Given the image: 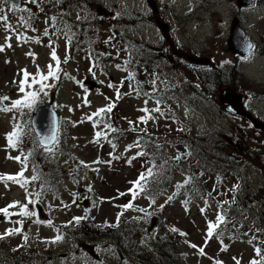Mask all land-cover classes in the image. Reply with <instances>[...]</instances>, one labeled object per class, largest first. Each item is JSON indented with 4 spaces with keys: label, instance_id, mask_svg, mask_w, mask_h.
<instances>
[{
    "label": "rangeland",
    "instance_id": "374dc122",
    "mask_svg": "<svg viewBox=\"0 0 264 264\" xmlns=\"http://www.w3.org/2000/svg\"><path fill=\"white\" fill-rule=\"evenodd\" d=\"M9 1L0 4L4 9L0 15L7 17V26L0 21V48L3 49L0 51V97H9L2 106L11 107V101L24 99L25 93L19 90L20 81L24 79L22 70L29 73L25 82V92H29L33 89L27 85L31 84L38 69L42 75H47L49 65L56 69V61L51 59L54 50L59 71L55 78L44 81L50 87L45 89L47 95H38L37 103L52 101L53 107L55 105L58 143L64 139V146L61 150L55 144L50 152L40 148L41 154L40 149L35 154L30 140L32 133L27 127V123L31 124L32 109L0 111V177L21 172L22 163L15 157L28 155L30 161V155L34 154V162L30 165L28 161L24 162L23 177L29 180L28 184L21 187L12 181L0 180V209L18 202L17 207L9 209L10 214L19 213V205H26L29 211L36 213L35 216L17 214L8 217L0 213V234L21 229L19 233L6 235L7 242H0V264H15L20 258L32 264H139V250L142 249V253L150 251L146 245L148 235L152 239V233H160V230L164 233L168 229L166 226L170 227L168 234L172 240L177 239V245L180 233L184 231L181 247L178 246L180 255H184L178 260L180 264H233L236 261L246 264L255 250L252 237H256L258 231V217H264V133L254 132L243 110L242 116H238L240 112L230 114L218 97L220 93L229 92L242 95L244 101V95H248L247 99L252 91H260L253 96L252 106L254 111L262 110L264 116V58L262 56L261 61L256 52L258 56L253 54V63H248L252 57L247 64L241 63L239 77L236 59L232 71L228 69L232 51L227 42L230 27H240V23L250 39L253 36L256 43L262 41V5L244 10V0L241 7H238L240 0H20L18 9L8 13ZM100 5L105 13L96 11ZM12 7L10 5V9ZM237 7L238 19L234 17ZM22 19L26 20L24 27ZM180 45H188V49L190 46L200 48V52L183 49ZM195 55L198 56L196 60L201 59L200 63L194 62ZM220 62L223 71H230L228 77L222 71L219 75L212 71L214 63L217 68L221 66ZM197 65L198 71L202 69V75L193 69ZM234 75L239 78L236 82ZM224 81L228 83L224 87L226 91L222 89ZM175 82L180 85L179 93L174 91V96L167 98L165 91L174 87ZM110 103L115 105L111 112L89 119ZM156 108L159 111H151ZM146 115L152 119L141 122L140 118ZM95 120L103 123L94 127ZM107 121L108 125L128 134V137L119 138L117 147L108 143L107 135L104 141L102 136H95L98 131H110L104 127ZM16 125H20L26 134L17 147L12 148L6 135ZM240 129L242 132L238 133ZM139 134L149 138L153 145L163 146L172 158L184 154L183 160L188 157L190 165L193 163L185 149L186 139L191 141L196 135L194 141H200L198 137L202 135V145L208 139V152L213 151L216 155H212L216 161L215 171L204 176L198 169L194 170L200 175L204 189L202 196L199 199L196 196L190 203L186 195L182 199L180 192L176 194L178 183L185 181L189 171L182 165L156 202L142 199L132 206L134 210H124L120 223L123 222L125 230L118 245L102 240L97 242L95 236L101 230L98 225L105 227L108 223L105 229L115 226L120 206L128 204L125 200L129 198L127 189L144 159L135 157L136 149H133L136 143L133 137H139ZM238 140H242V152L236 145ZM215 143L221 148L212 146ZM44 171L47 174L44 175ZM182 171L184 179H181ZM34 175L39 179L31 180ZM196 191L200 193L201 190ZM235 191H240L239 197H250H246L248 205H245L248 216L253 214L252 228L247 229L251 222L244 227L242 220L246 214L239 217L241 224L236 217L238 222L233 225L229 222L230 227L240 229L242 226L240 232L246 239L230 240L223 245L222 241H228V237L225 238L228 223L221 224L224 233L211 238L207 237V223L215 219L219 208L232 207ZM202 205L206 211L201 210ZM74 217H81L80 221L85 219V240L74 237ZM228 219L230 215L226 221ZM48 221L52 222L51 226ZM69 221L70 228L65 230L62 224ZM93 231L94 235H90ZM57 236L61 237L58 241L55 240ZM260 241L258 245L264 255V241ZM152 255L153 252L148 253V258Z\"/></svg>",
    "mask_w": 264,
    "mask_h": 264
},
{
    "label": "trees",
    "instance_id": "16d2710c",
    "mask_svg": "<svg viewBox=\"0 0 264 264\" xmlns=\"http://www.w3.org/2000/svg\"><path fill=\"white\" fill-rule=\"evenodd\" d=\"M220 65L221 66L216 68V64L214 63V66L212 67V71H217L218 75L220 74V71H222L226 73V77H228V75H230V71H232V66L228 65V69H230V71H228V69H226V71H223L222 64L220 63ZM200 67H202V65H200ZM195 69L196 71H198V65L196 66ZM206 69H208V65H206ZM236 71H238V69H236ZM198 72L202 75V69H200V71ZM206 73H208V71ZM210 76H212V73H210ZM238 76H239V73H238ZM216 77L218 76L216 75ZM233 77L235 78V82L238 81L239 78H237V76L234 75ZM226 85H228V83L224 81V83H222V89H224ZM212 91H213V88H212ZM224 91H226V89H224ZM61 119L64 120L63 117H60V120ZM106 123L108 124V121ZM27 127L29 131L31 129L30 133H32V139H34V141L30 139L33 152L35 154H38V150L40 148L43 149V147L39 145L38 140L36 136L34 135V132L32 131L30 123H27ZM110 127L113 130L108 131V133H106V130H104V132L107 135L106 139H108V143H110L112 147H115V146L117 147L118 145L116 144L120 142L119 138H123L126 136L128 137V134L126 131L119 129L118 127L114 125H110ZM138 136L139 137H133V140L136 143L132 141V143H134L133 149H136L135 157L139 159L140 157H144V159H142L143 162L140 165L136 178L134 179V181L131 183V185L127 189V196H129V198L125 199L127 203L131 201L132 205H134L135 203H137L138 201L142 199H145V200L147 199L148 201L154 202L156 198L162 194V192L164 191V187L165 186L167 187V185L170 183L173 177V174L176 171H180V167L182 165H184V167L187 166L189 169L188 174L185 178V180H188V183L185 184L183 182L182 184H179L181 185V187H178V188H182L186 193L185 195L190 199H194L196 196L199 197L202 194L201 192H202L203 186L200 183V179H201L200 175L207 174L209 172L214 171L215 170L214 164L216 163L215 159L212 158V155H214V153L211 151L210 153L208 152V147H210V145L207 144L209 143L208 139H206V142H204L205 144L202 145L201 143L202 135L198 137L200 141L199 140L194 141V139L197 137L196 135L192 137L191 141L187 137L186 139L187 144H185V149L187 151V154L190 155L192 159L193 164L190 165L187 162L188 157H186L185 161L183 160L184 159L183 156L180 157L179 159H176L177 157L172 158V156L167 153V151L164 149L163 146H159V145H156V143H154V145H156L154 147V145L150 142L149 138L142 137L144 136L143 134H139ZM149 136L152 137L151 135H148V137ZM58 141H60V139H58ZM102 141H104V136H102ZM195 142H198V143H195ZM108 143L106 142L105 144L108 145ZM56 144H58L60 146V149L62 150V147L64 146V139L62 140L61 143L57 142ZM236 145L239 151L242 152V145H243L242 140L236 141ZM239 145H240V148H239ZM212 146L221 148V145L218 143ZM157 147H160V148H157ZM42 149H40V154L42 152ZM138 153H143V155H137ZM32 155L34 154L32 153ZM32 155H30L29 162L31 161L34 162V157H32ZM214 157H216V155H214ZM226 159L228 160V157H226ZM148 168L153 169V176L149 178V180L147 181L144 191L141 192L140 195H138L133 200V197L131 193L129 192V190L133 189L134 182L137 181L140 174L145 173ZM195 169H198V173H200V175L194 172ZM45 174H47L46 171H44V175ZM45 179H48V177H45ZM45 179H42V180H45ZM52 181H54L53 177H52ZM54 184L56 186L55 181H54ZM61 184L62 182L59 183V185ZM198 188L201 190L200 193H197L196 191ZM136 190L139 191V189H136ZM244 203H245V199L243 197H240L237 200V204H240V206L243 205ZM123 206L124 205L120 206V211L118 212L117 216L119 214L120 215H119L117 224L115 226H109L105 229V227L109 225L108 223H106L105 227L98 225V229L101 228V230L99 231V235L95 236V238H97V242L102 240V241L111 243L113 245H118V241H122L121 236L125 230V228L123 227V222L120 223V219L122 218L123 212L125 210ZM130 210H134L133 207L128 208V211ZM235 211H236V216H237L239 211L236 209L231 208L228 211H226V213H234ZM219 216L223 218L220 224L226 223V217H224V209L220 210ZM84 221H80L79 223L75 222V224L72 226L74 229L73 231L75 232L74 237H76L77 240L86 239L87 233L84 231V225H86V223H84ZM81 222L84 224H82ZM220 224L218 226H220ZM62 226H64L65 230L67 228H70V221L62 224ZM94 227H96V225H94ZM111 227H114V228H111ZM162 227H164V223H162ZM168 229H170V227H168ZM168 229H166L164 233H162V230H160V233H152L151 235L152 239H150V235H148L149 240H147L146 245H148V249L150 250L148 251V253L153 252V255L150 258H148V253H146V250H144V253H146V256H144V253H142V249H140L137 254V257L139 259L138 261L139 264H167L168 262L169 264H179V261H177L181 257L180 251L178 250L179 239H178V245H177V239L174 241L172 240V237H170L168 234ZM96 233H98V231H96ZM90 235H94V231L93 233H90ZM172 235H174V231H172ZM0 237H3V238H0V242L2 241V243H4V241L7 240L6 235L0 234ZM90 241H92L91 236H90ZM174 244H176V247ZM140 253H142V255Z\"/></svg>",
    "mask_w": 264,
    "mask_h": 264
},
{
    "label": "snow or ice",
    "instance_id": "6c2138e0",
    "mask_svg": "<svg viewBox=\"0 0 264 264\" xmlns=\"http://www.w3.org/2000/svg\"><path fill=\"white\" fill-rule=\"evenodd\" d=\"M4 2H6V0H0V4H3ZM10 11H15L16 10V6L13 5V7L11 9H9ZM24 11H26L27 9H22ZM4 9L3 7H0V13H3ZM0 21L5 22V25L7 26V17L4 15H0ZM45 34L47 35V31H45ZM18 39H20V37H17ZM249 48H251V45H248ZM3 49L0 48V51H2ZM51 59L53 61H56L57 63V67L55 70H53L52 65L48 66V73L47 75H42L39 71V69L37 70V73L35 76L32 77V81L31 84H28L27 87L28 88H32V91L29 92H25V87L26 84L25 82L29 79V73L26 70H22L23 74H24V79L20 81V92L21 93H25V97L24 99H16L11 101V107H4L3 105V101H7L9 100V97L5 96V97H0V111H4V112H10L13 109H17L18 111L20 109H34L36 104H37V97L39 94L43 93L44 95H47V92L45 91V89L47 87H50V85L44 83V81H48L49 78H55L56 73L59 71V60L58 57L55 53V51L53 50L51 53ZM66 62V61H65ZM91 70V69H90ZM37 77H39V79H37ZM34 85H39L38 88H34ZM109 87H111V85H109ZM119 92H117V98H119ZM114 104H109L106 108H102V109H98L97 112L93 113L92 116L89 117V119H92V117H100L101 114L103 113H109L111 112L112 108L114 107ZM142 111L148 113L149 110L148 109H142ZM151 111H159V108L156 109H152ZM162 114V113H161ZM149 119H152V117L150 115H146L144 117H141L140 120L141 122L146 123ZM99 123H103V121L101 120H95L93 122V126L95 127L97 124ZM131 123V122H130ZM104 127L108 128L109 130H113L111 129L110 125H108L107 123H104ZM31 131V129H30ZM26 133L24 132L23 128L20 125H16L14 126V129L11 133L6 135V138L8 140L9 143V147L12 148H16L18 143L20 142L21 138L23 135H25ZM37 135H40L39 133H37ZM106 134L104 132H96L95 136L97 138L101 137V136H105ZM58 142V125L56 122H53L52 128H51V134L50 135H43L41 136V138L39 139L38 143L40 145H43L46 151H51L52 147L55 146V144ZM49 145H51V147H49ZM30 155V154H29ZM137 155H143V153H138ZM180 157H177L176 159H179ZM16 161L21 162L22 163V170L20 173H17L16 175H6L3 177H0V180H5V181H12L14 183H18L20 184L21 187H24L26 184L29 183V180L27 178L23 177V169L24 167H26V164L24 163L25 161H27L29 159L28 156H17L14 158ZM153 176V169L152 168H148L147 171L145 173H141L140 176L138 177L137 181L134 182V186L133 189H130L129 192L131 193L133 200L140 195L141 192L144 191L145 185L147 184V181L149 180V178H151ZM39 179L38 176H32L31 180L35 181ZM184 183H188V180H185ZM177 187H181V185H177ZM136 189H139V191H137ZM121 195H124V193H121ZM172 197H169V200H171ZM33 201H29V203H32ZM18 206V202H14L13 204H10L8 206H6L3 209H0V213H3L5 215V217H8L9 215H21V216H35L36 213L35 212H31L28 210L26 205H19L20 207V212L19 213H9V209L10 208H14ZM132 202L130 201L128 204L124 205L123 207L125 209L131 208ZM203 211V210H202ZM76 223H79L80 220L82 219L81 217H74L73 218ZM223 220L222 217L217 216V223H211L209 222L208 224V231H207V237L211 238L213 236V233L215 231V229L218 227L219 223H221ZM36 223H40V221H35ZM17 223H22V221H17ZM51 221H48L47 224L49 226H51ZM21 231L20 228H15V229H11V230H6V235H12L15 233H19ZM173 231H175V229H173ZM181 235H183V233H181ZM3 238V237H0ZM25 239H27V237H25ZM61 237L57 236L55 237V240H60ZM55 242V241H54ZM192 247H196V245H191ZM201 254H203V249H200ZM255 252L258 256H260V259L256 260H252L250 261V264H264V255L261 254V249L260 248H256ZM217 264H219V262H217ZM237 264H239V261H237Z\"/></svg>",
    "mask_w": 264,
    "mask_h": 264
},
{
    "label": "water",
    "instance_id": "95a60500",
    "mask_svg": "<svg viewBox=\"0 0 264 264\" xmlns=\"http://www.w3.org/2000/svg\"><path fill=\"white\" fill-rule=\"evenodd\" d=\"M11 2L13 4H18V5L20 4L19 0L18 1L11 0ZM252 2L253 0H244L243 5H250ZM238 4L241 6L242 0L238 1ZM97 11L100 13H105L102 6H100L99 10L97 9ZM234 21L232 23H234ZM227 42L230 50L239 53L240 55H246L250 49L248 45H251V42L247 39L243 30L237 25H233L231 27L230 36ZM193 60L194 62L200 63L201 59L198 60L193 59ZM202 61H206V60L202 59ZM240 98H241L240 95L233 93L230 94L229 92L226 93L225 95L220 94V101L223 102L226 105L227 109L233 113L241 112ZM53 122H56L58 125V115L52 105V102L37 103L32 111L31 126L38 138V141L41 138V136L51 134V128ZM258 126L264 129V124H259ZM37 133H39L40 135H37ZM41 146L44 147L43 145ZM15 264H28V263L23 260H17Z\"/></svg>",
    "mask_w": 264,
    "mask_h": 264
},
{
    "label": "flooded vegetation",
    "instance_id": "af4514ba",
    "mask_svg": "<svg viewBox=\"0 0 264 264\" xmlns=\"http://www.w3.org/2000/svg\"><path fill=\"white\" fill-rule=\"evenodd\" d=\"M259 4H261L262 5V15H263V18H264V1H262V0H255L254 1V3L252 4V6H250V7H257ZM246 9H248V7H246ZM236 16H238V9L236 10V13H234ZM243 17V16H242ZM248 35V34H247ZM250 38V37H249ZM256 38L255 37H253L252 36V39H251V41L253 42L252 43V46H251V49H250V52H249V54L246 56V57H240L239 56V54H236V53H232V60L234 61V59H236V60H242V61H247V59L249 58H251L252 57V59H250V61H252V63L254 62V55H256V52H257V54L260 56V58H261V61H262V56H263V58H264V48H263V50H262V43H264V38H262V41H258V43H260V46L258 47V43H256V41H254ZM254 54V55H253ZM258 55H256V56H258ZM262 62H264V61H262ZM261 97H262V92H261ZM247 119L249 120V118L247 117Z\"/></svg>",
    "mask_w": 264,
    "mask_h": 264
},
{
    "label": "bare ground",
    "instance_id": "6f19581e",
    "mask_svg": "<svg viewBox=\"0 0 264 264\" xmlns=\"http://www.w3.org/2000/svg\"><path fill=\"white\" fill-rule=\"evenodd\" d=\"M242 21L244 22V18L242 17ZM240 69V73H239V76H240V74H241V68H239ZM179 264H180V261H179Z\"/></svg>",
    "mask_w": 264,
    "mask_h": 264
}]
</instances>
